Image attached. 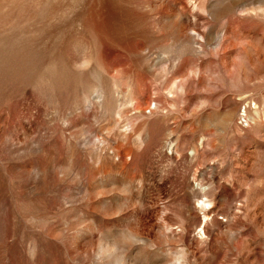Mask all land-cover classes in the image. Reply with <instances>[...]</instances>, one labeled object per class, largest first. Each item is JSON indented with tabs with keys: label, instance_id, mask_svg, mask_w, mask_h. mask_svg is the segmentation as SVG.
<instances>
[{
	"label": "rangeland",
	"instance_id": "obj_1",
	"mask_svg": "<svg viewBox=\"0 0 264 264\" xmlns=\"http://www.w3.org/2000/svg\"><path fill=\"white\" fill-rule=\"evenodd\" d=\"M0 264H264V0H0Z\"/></svg>",
	"mask_w": 264,
	"mask_h": 264
}]
</instances>
